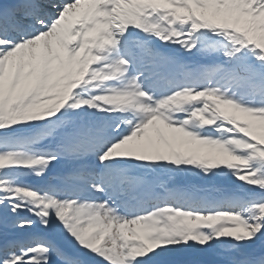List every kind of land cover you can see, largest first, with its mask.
I'll use <instances>...</instances> for the list:
<instances>
[{"label": "snow or ice", "instance_id": "snow-or-ice-1", "mask_svg": "<svg viewBox=\"0 0 264 264\" xmlns=\"http://www.w3.org/2000/svg\"><path fill=\"white\" fill-rule=\"evenodd\" d=\"M0 264H264V0H0Z\"/></svg>", "mask_w": 264, "mask_h": 264}]
</instances>
